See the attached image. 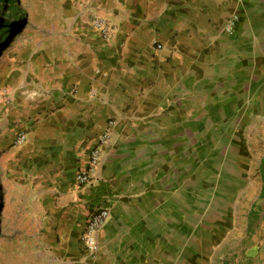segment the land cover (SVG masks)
Here are the masks:
<instances>
[{
  "label": "crops",
  "instance_id": "crops-1",
  "mask_svg": "<svg viewBox=\"0 0 264 264\" xmlns=\"http://www.w3.org/2000/svg\"><path fill=\"white\" fill-rule=\"evenodd\" d=\"M94 17L114 27L109 42ZM52 28L0 123L33 264H87L98 204L100 264H212L234 187L209 167H248V125L264 118V0H69ZM105 133L97 183L81 187Z\"/></svg>",
  "mask_w": 264,
  "mask_h": 264
},
{
  "label": "rangeland",
  "instance_id": "rangeland-1",
  "mask_svg": "<svg viewBox=\"0 0 264 264\" xmlns=\"http://www.w3.org/2000/svg\"><path fill=\"white\" fill-rule=\"evenodd\" d=\"M68 2L0 0V123L17 94L32 86L31 71L37 68L40 51H46L55 17ZM248 126V167H209L217 168L209 173L227 183L231 180L234 187L230 210L216 226L222 233L221 246L212 264H264V118ZM7 190L0 167V264H33L27 239L17 235Z\"/></svg>",
  "mask_w": 264,
  "mask_h": 264
},
{
  "label": "built area",
  "instance_id": "built-area-1",
  "mask_svg": "<svg viewBox=\"0 0 264 264\" xmlns=\"http://www.w3.org/2000/svg\"><path fill=\"white\" fill-rule=\"evenodd\" d=\"M93 27L101 34L103 40L109 42L114 35V27L110 22L102 17H94L92 20ZM233 31V25L227 29ZM157 49H162L161 45H156ZM109 134L105 133L100 137L90 153L89 165L85 170L76 175V182L81 187H94L97 183L96 174L101 165L103 149L109 143ZM26 138L21 133L18 143H22ZM110 220V211L103 205H95L88 213L85 230L82 234L81 241L87 257V264H100L99 261V243L98 237Z\"/></svg>",
  "mask_w": 264,
  "mask_h": 264
}]
</instances>
